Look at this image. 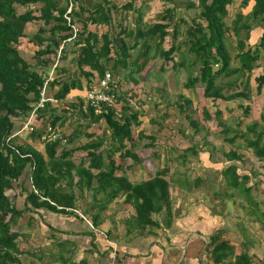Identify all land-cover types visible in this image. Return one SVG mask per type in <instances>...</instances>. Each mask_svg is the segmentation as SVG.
<instances>
[{
  "label": "trees",
  "instance_id": "obj_1",
  "mask_svg": "<svg viewBox=\"0 0 264 264\" xmlns=\"http://www.w3.org/2000/svg\"><path fill=\"white\" fill-rule=\"evenodd\" d=\"M74 1L78 9L83 3L91 2V0ZM138 1L128 0L129 3L121 8L124 14L127 15L129 12L137 16L135 19L137 21L133 19L134 28H128L124 23L121 25V39L111 38L109 34L99 37L89 31L90 24L109 25L108 15L103 12L102 7L87 18L82 7L80 13L73 11L74 22L80 28L73 47H76L80 53L74 52L77 56L71 59L69 70L64 69L62 63L58 65L55 79L47 89L49 97L59 102L65 101L73 90H82L80 78L85 80L89 91L106 71L111 70L116 76L119 75V67L134 69L136 65V71L131 69L130 74L126 76L129 79L133 78L136 73L141 74L145 71L151 58L160 57L165 61V65L172 63V68L176 72L181 69L187 71L185 88L202 87L205 99L213 102L251 101L253 96L250 80L253 70L260 61V52L264 49V33L260 44L255 48H247L246 43L251 31L264 24V0H253L254 6L247 15H244L242 10L248 7L250 0H241L238 6L239 12L233 18L231 27L227 26L225 19L235 0H196L197 4L192 3L194 0H187L186 10H197L192 17V26H188L186 41L181 43L182 46L185 44L188 46L187 53H179L180 46L174 44L179 36L180 24L186 23L183 18H175L177 9L170 4H174L176 0H159L165 5L164 7L162 4L163 15L148 27L143 21L142 9L136 8ZM68 4V0H0V264H20L17 257L19 254L17 235L11 232V225L18 212L14 210L11 200L6 195V192L13 189L16 184L17 189L22 187V191L28 193L27 201L35 208L45 207L57 211V206L65 205L59 210L61 213H65L66 208H75L78 195L74 188H79L81 192L87 189L91 192L104 193L107 202L100 205V212L106 209L107 203L123 195L125 203L135 208L136 216L133 223L142 230L158 227L159 223L153 220V215L160 214L170 206L171 184L166 179L167 168L157 171L148 181L134 184L129 182L125 174L117 175L122 167L117 164L113 155L120 154L123 159L139 162V157L132 148L135 147L136 140L134 127L141 125L140 113L134 112L132 107L125 106L122 112L111 109L103 116H96L92 110L84 113L81 101H77L73 106V108L78 106L80 113L92 125L104 121L110 130L109 149L104 146L107 142L106 134L76 149L87 153L89 159L87 168L71 160L75 149H63L58 153L61 140L45 144L44 152L36 150L31 145L15 146L13 140L9 145L6 144L7 138L21 129L20 121H27L35 105L40 101L41 90L49 76V70L56 62L61 45H64L61 62L66 59L65 41L72 38L71 28L64 18ZM37 5L41 7H36ZM19 9L23 11L19 12ZM126 15L124 18L127 17ZM37 22L42 23V27L29 41L37 49L34 50L35 63L32 64L21 56L20 45L21 40L28 37L25 33L27 26ZM78 23H81V26ZM171 29L172 34L169 33ZM228 33L235 36L239 51L238 64L235 66L228 45ZM167 37L174 42L168 50H165ZM135 50L139 52L136 51L133 55L132 51ZM153 50L155 54L152 56ZM178 54L179 61L175 62ZM194 67H197V75L192 73ZM220 77L235 79L222 86L218 84ZM256 83L259 95L264 88V75L256 78ZM238 84H243L241 89L232 92V88L237 87ZM117 85L121 93L120 83L117 82ZM119 98L120 95L117 97V103ZM184 98V96L180 97L190 104V101ZM250 110L251 106L247 105L244 114H249ZM204 115L209 121L211 117L206 109ZM221 115V111H216L217 119H220ZM46 116L52 118L50 121L52 127H56L62 120L51 105H47L45 110L37 113L39 118ZM262 121L264 122V117ZM192 124L196 130L195 134H198L200 123L193 121ZM219 125L227 135L229 132L223 123L219 122ZM246 129L247 133L238 137L244 138L256 157L264 161V131L259 123L248 125ZM249 134L253 135L252 139L249 138ZM182 135L189 138L190 143L193 144L189 150L196 149L194 138L185 136L184 133ZM32 137L41 136L34 133ZM88 137L95 136L88 135ZM138 138L139 140L149 138L151 141L146 147L154 146V137H144L142 133ZM229 139L228 142L234 143L236 138ZM228 157L231 158L229 160L231 164L225 170V175L230 177L227 178L231 181L229 186L238 189L241 177L238 174L240 166L237 163L240 157L234 151H230ZM27 173L32 180L31 188L26 187L25 181H22ZM75 176L78 177L76 183H74ZM244 180H248L247 177H243L242 181ZM60 184L64 185V190L59 187ZM80 196L83 197L82 194ZM41 198L44 200L40 201ZM100 212L92 217L94 226L98 225ZM218 238H221L220 234L213 237L209 244L211 257L216 264H253L252 258L246 253L236 256L234 261H229L234 256V248L227 241L218 243Z\"/></svg>",
  "mask_w": 264,
  "mask_h": 264
},
{
  "label": "crops",
  "instance_id": "obj_2",
  "mask_svg": "<svg viewBox=\"0 0 264 264\" xmlns=\"http://www.w3.org/2000/svg\"><path fill=\"white\" fill-rule=\"evenodd\" d=\"M140 2L143 10L145 9L153 13L157 10L158 3H160L159 0H149L148 4L145 3V0H140ZM127 3H129L128 0H91V2L83 3L81 7L84 10L86 18L96 12L99 7H102L103 12L109 18V25L90 24L89 31L99 37L109 34L111 38L121 39V25L124 23V15L121 8ZM141 5H137V7H141ZM253 6L254 1L250 0L248 4L250 9L247 13L243 12L244 15H247ZM36 7H41V5H37ZM81 7L78 9L76 5L74 12L80 13ZM78 24L81 26V23ZM41 27L42 23L40 22L27 26L25 33L28 37L21 40L20 51L30 41L31 37L38 33ZM262 27H256L251 31L250 38L246 43L247 48H255L257 43L260 44L264 33V28ZM30 29L33 30L31 34ZM256 30L257 32H255ZM70 39L65 41V49H67L66 59L59 63L60 65L62 63V66L66 70H69L71 59L75 54L74 52L80 53L76 47H73L76 40L70 41ZM168 39L170 41L171 38H166L165 50H168L171 46L168 44ZM32 46L34 50H37L35 45ZM136 51L137 53L139 52V50H135L132 51V54L134 55ZM154 54L155 50H153L151 55L153 56ZM161 60L160 57L151 58L143 73L130 78L131 85L134 86L137 81L140 83L149 78L151 79L152 74L150 72H153L154 69L155 71L163 70L165 61ZM54 66L49 70V74L53 71ZM134 66V69L132 67L128 69L119 67V75L116 80L120 85L122 71L130 74L131 69L136 71V65ZM85 70L89 71L88 68H85ZM55 73L56 69L54 70V79ZM262 75H264V50L260 52V61L253 70L250 80L253 97L258 95L256 78ZM95 76H97L96 73ZM80 80L82 90H73L69 97L65 101H62L58 107L62 106L63 109H70L67 106L63 107L65 106L63 103H68L70 98H74L72 100L74 102L72 103L71 101L72 108L77 104V101L82 102L83 97L88 92V85L83 78H80ZM94 81L96 82V80ZM154 83L150 85V88H153L154 85L165 87L163 84ZM144 85L142 82L139 86L144 87ZM47 93L49 92L47 91ZM260 95H264V88ZM156 103L159 104V102ZM159 107L162 106L160 105ZM56 111L58 112V109ZM43 119L40 118L39 120L36 116L32 118L31 122L39 124ZM144 119L146 120V117H139L143 128L139 129L137 136H135L136 138L139 134H148L149 130L144 128L146 124ZM151 119H153V116ZM156 131L160 132L161 129L158 128ZM167 131V129H164L163 134ZM149 132H152V130ZM195 132L196 130H194V134ZM181 133L183 132L181 131ZM139 142L135 141V147L139 146ZM149 144L150 142L145 145L143 144V147L147 151L152 150V146L146 147ZM192 146L193 144L187 145L185 148H191ZM34 148L40 152H44V149ZM43 148H45V145ZM73 163L77 165L82 164L86 168L89 166V161L85 163L73 161ZM142 163L140 157L138 163L132 159H123V163H121V176L125 174L129 182L133 184L152 179L157 171L147 179H140L141 172L145 171V165L142 166ZM148 167H152V164H149ZM165 168L169 169L168 166H164L162 169ZM170 177L167 176L166 179L169 180ZM185 178L187 177H179L180 180H184ZM198 178L195 184L191 182L187 189L184 185L185 182L182 181H178L179 183L175 186H170L173 207L169 206L168 209L166 207L160 214L153 215V220L158 222L159 226L148 227L143 231L133 223V219L136 216L135 208L125 203V196L123 195L121 196V205L117 203V200L107 203V205L105 204L106 209L100 212L101 217L98 225L94 226L92 217L99 214V212H92L94 206L84 204V198L80 195L77 197L74 209L66 208L65 213H61L59 210L63 209L65 205L57 206L53 202L51 203L57 206V211L45 207L35 208L27 201L28 193L22 191V187L17 189L16 184L13 189L9 190L12 192V195L9 192L10 194H7V196L11 200L14 210L18 212V216L11 225V232L17 235L16 243L19 251L17 255L19 263L216 264L211 257L209 244L212 238L221 232V238L218 240V243L227 241L234 248V256L229 261H234L236 256L246 253L252 258L253 264H264V222L259 224V221H257V225L254 224V217L251 214H244L243 216L245 217L240 219L236 214L238 210L232 209L229 205L222 211L215 213L208 203V200L213 197L207 192L208 188H205V186L200 187L201 180L204 179ZM247 179L250 178L247 177ZM22 181H25L26 187L29 185L31 187L29 173L25 175ZM77 181L78 177L75 176L74 183ZM59 187L63 188L64 185L62 184L61 186L60 184ZM227 190H229L226 193L227 196L222 197V199L226 197L227 199H232L233 192H231L230 188ZM43 200L44 198L40 199V201ZM120 212L121 214H119ZM156 216L164 217V222L157 220ZM255 227L259 230L257 233L254 231Z\"/></svg>",
  "mask_w": 264,
  "mask_h": 264
},
{
  "label": "rangeland",
  "instance_id": "obj_3",
  "mask_svg": "<svg viewBox=\"0 0 264 264\" xmlns=\"http://www.w3.org/2000/svg\"><path fill=\"white\" fill-rule=\"evenodd\" d=\"M186 1L187 0H176L174 4H170L177 9L175 18H183L186 22L183 25L180 24L179 36L175 42L172 41V39L170 41L168 39L169 45L174 42V44L180 46L179 53H187L188 46L185 43V45L182 46L181 43L186 41L188 26H192V17L197 13V10H186ZM240 2L241 0H235L234 5L229 8V15L225 19L228 27L232 26V20L239 12L238 6ZM145 3L148 4L149 0ZM192 3L197 4L198 2L194 0ZM162 4L163 3H158L157 10L153 13L151 11L148 12V10L145 9L143 10L140 0L136 3V8L142 9L141 11L144 14L143 21L147 27L156 23V21L159 20V16L163 15L162 12L164 8ZM137 5H141V7H137ZM249 9V7L244 8V11L242 10V12L247 13ZM22 11L23 10L19 9V12ZM123 15L125 16L126 14L123 13ZM129 15L132 16V18H130ZM126 16L127 17L124 18V25H127L128 28H134L132 24L137 21L135 20L137 16L129 14V12ZM133 19L135 20L134 22ZM261 26L264 28V24ZM32 31L33 30L30 29V34ZM255 32H257V30ZM169 33L172 34V29ZM227 35H229L228 45L231 55L233 56V66H235L238 64L237 54L239 52L236 46V38L232 33H228ZM28 43L20 51V54L25 60L33 64L35 63V51L30 42ZM256 45L258 46L259 44L257 43ZM76 56L77 54L74 55V58ZM190 60L192 59L190 58ZM178 61L179 54L175 57V62ZM172 65V63H169L165 65L166 67L163 66V70L161 71H155L154 69L153 72H150L152 74L151 79L149 78L140 82L145 84L144 87L139 86V81L132 86L131 80L126 77L129 74H126L123 71L121 73V93H119L120 98L117 103L116 111L122 112V108L125 106H129V108L132 107L134 112L138 111L140 116L146 117V120L144 119L146 122L144 128L149 131L152 130V132L148 131V134H144V137L155 138L153 141L154 146L151 147L152 150L147 151L145 150V147H143V144H148L151 141L149 138L139 140L137 137L135 141H140L139 146L132 148L133 152H135L137 156L140 157L141 162H143L141 165H145V171L141 172L140 179L143 180L149 178L154 172L160 171L164 166H168L169 168L167 176H171L169 179L171 186H175L182 181L185 182L184 185L187 189L189 184L191 182H194L195 184L199 177L198 179H204L201 180L200 187L205 186V188H208L207 192L213 197L208 200V203L215 213L222 211L229 205L232 209L238 210L236 211V214L240 219L245 217L243 216L244 214H251L254 217V224H256L257 221H259V224L263 223L264 161L259 160L253 150L247 146L246 140L242 137H238V135L246 134V127L253 123H259L261 129L264 131V122L262 121V117H264V95H255L253 99H251L252 102L244 100L233 102L220 100L218 102H213L204 98L203 90L200 86H197L196 89H186L185 83L188 76L187 71L181 69L176 72V70L172 68ZM73 69L75 70L74 65ZM109 72L112 71L109 70ZM192 73L197 75V67L193 68ZM112 74L116 79L118 75L116 76L113 72ZM137 75L138 73H136L134 77ZM233 79L235 78L220 77L218 84L223 86ZM154 82L163 84L165 87L159 85L155 86L156 84ZM152 83L155 85L153 88H150ZM242 85L243 84H238L237 87L232 88V92L240 90ZM181 96H184L190 101V104L183 99L181 100ZM156 102H159V104ZM63 104L65 105L63 107L67 106L70 109H63L62 106L58 107L56 104H51L52 108L54 107L55 109H58L57 115H60L62 118L56 127H52L50 124L52 118L49 116L44 117L43 121H40L39 124L30 121V127L28 129H25V125L29 124V121H20V125L24 130L13 139L15 146L31 145L37 147V149H45L43 146L47 144V141L43 140L42 137L47 135L46 130L48 127H51L59 135L58 140H61L58 153L63 149H75V153L72 155L71 160L77 163L81 161L87 162L89 159L86 152L76 149L90 143L91 141H96V137H101L106 134L107 142L104 146L109 149L110 130L107 128L104 121L101 124L92 125L91 122H88V119L80 113L78 106L74 108L71 107L72 104L70 100L68 103ZM160 105L162 107H159ZM247 105L251 106V110L249 114L245 115L244 108ZM205 109L210 114L211 118L209 121L205 119ZM218 110L222 113L220 119L216 118V111ZM152 116L153 119H151ZM37 118L40 120L39 117ZM148 121L150 122L148 123ZM193 121L200 123V132L198 134H194L195 128L192 124ZM219 122L223 123L228 130L229 133L227 135L223 132V127L219 125ZM142 128L143 126L141 125L139 127H134V136H137L139 129ZM158 128L161 129L160 132L156 131ZM31 129L34 131L32 132ZM164 129L168 130L165 134H163ZM181 131L188 137L194 138V141L197 144L196 149L189 150L191 149L190 147L185 148L187 145H191L189 141L190 139L185 138ZM34 133H37L41 137L33 138L32 134ZM150 133L151 135H149ZM88 135H94L95 137L89 138ZM248 136L252 139L253 135L249 134ZM229 138H236L235 142H228L230 140ZM127 145L130 147V143ZM230 151H234L240 157V160H238L237 163L240 166V169L238 170L240 177L247 176L250 178L244 181H242L241 178L240 188L238 189H231L232 187L229 186L231 181L227 179L230 177L225 175V170L231 164V162H229L231 158L228 157ZM113 158L117 164L121 165V163H123V158L120 154L113 155ZM149 164H152V167H150L151 169L148 167ZM117 175L120 176L121 171H118ZM180 176H186L187 178L180 180ZM96 185L97 184L95 183V186ZM28 188H31L30 185ZM229 188L231 192H233L232 199H227V197L222 199V197L227 196L226 193L229 192V190H227ZM74 190L77 195L82 194L84 204L94 206L92 212H100V205L103 202H107L104 193L91 192L87 189L81 192L79 188H74ZM9 192L10 191L8 190L6 195L10 193L12 195V192ZM116 200L118 201L117 203L121 205V197ZM94 202L96 203L94 204ZM170 206L173 207L172 199ZM119 214H121V212ZM156 219L164 222L165 218L162 216H156ZM254 231L257 233L259 230L255 227ZM219 234L221 236V232L217 235Z\"/></svg>",
  "mask_w": 264,
  "mask_h": 264
},
{
  "label": "built area",
  "instance_id": "obj_4",
  "mask_svg": "<svg viewBox=\"0 0 264 264\" xmlns=\"http://www.w3.org/2000/svg\"><path fill=\"white\" fill-rule=\"evenodd\" d=\"M68 1H69L68 9L66 11V14L64 15V18L67 21L68 26L71 28V32H72V38L70 39L71 41L77 38V36L80 33V28L76 24V22H74L75 19L73 17V11L75 9V1L74 0H68ZM63 48L64 45H61L58 51V56L56 58L53 71L49 74L48 78L45 80L44 86L41 90L40 101L35 105L28 119L29 124L25 125V129H28L30 127V121H32L33 117L37 116L38 111L46 109V106L51 105L52 103L56 105H60L62 103V101L59 102L56 99L49 97L47 94V89L49 84L54 81V70L61 61V53ZM118 95H119V87L117 85V80L114 78L111 72L106 71L104 76L97 80V83L94 86V88L89 90L87 94L83 97L82 99L83 112L88 113L90 110H92L96 116H103L107 114L108 111H110L111 109L117 108ZM73 99L74 98H70V101H72ZM73 102L74 101H72V103ZM23 130L24 128L21 127V129L17 131L14 135L8 137L6 140V144L9 145L10 141L13 140L15 137H17L19 134H21ZM31 130L32 132L34 131L33 129ZM46 132L47 135L43 136L42 138L43 140H46L47 143H51L59 139V135L51 127H48ZM11 148L15 150L14 147L11 146Z\"/></svg>",
  "mask_w": 264,
  "mask_h": 264
}]
</instances>
